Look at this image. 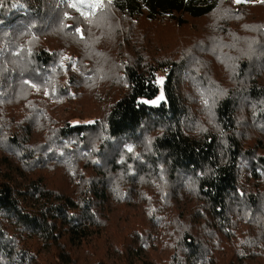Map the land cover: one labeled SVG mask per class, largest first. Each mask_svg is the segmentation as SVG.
<instances>
[{
  "label": "trees",
  "instance_id": "trees-1",
  "mask_svg": "<svg viewBox=\"0 0 264 264\" xmlns=\"http://www.w3.org/2000/svg\"><path fill=\"white\" fill-rule=\"evenodd\" d=\"M244 4L0 0V264H153L146 230L117 247L134 220L123 200L152 225L179 208L172 264L207 261L231 231L229 264H263L264 0ZM160 21L187 30L167 53L147 41ZM159 70L164 100L149 106ZM79 92L104 103L101 120L59 122Z\"/></svg>",
  "mask_w": 264,
  "mask_h": 264
},
{
  "label": "rangeland",
  "instance_id": "rangeland-1",
  "mask_svg": "<svg viewBox=\"0 0 264 264\" xmlns=\"http://www.w3.org/2000/svg\"><path fill=\"white\" fill-rule=\"evenodd\" d=\"M232 1L234 3L235 9H240V8L246 6V4H244L245 0H232ZM257 10L260 11L259 8L258 9H252L251 13L255 14ZM109 18H111L109 15L100 16L98 18V21L101 25L102 19H109ZM189 22L191 23L190 26L193 29L194 23L192 24L191 21H189ZM194 22L196 23V20H194ZM142 23H143V20H140L141 27H143V25H144ZM157 24H158V26L151 28V30H152L151 32H153L154 35L149 34L148 38H147V41L149 43L148 45H150V43L152 45V47H150V49L155 50L154 47H156V48H158V50L160 52L167 53V52L171 51L170 47L172 45H174L175 42H178V40L182 37H186L185 32L187 30L185 29V27H183V29L180 28L179 30H176V28L174 26H172V24H170V23H163L160 21ZM96 29L97 28H95V31H96ZM136 29L138 32V27H136ZM42 40H43V38H42ZM47 41H48V39H47ZM67 62L71 63L70 67H75L74 66V64H75L74 57H73V59H69L68 55H64V57L62 58V64L65 65V63H67ZM165 74H166V71L159 70L156 72V82L159 86V92L157 93V95L155 97H153L151 99H143V102L146 105L156 106L161 101L164 100L163 83H164V79H165ZM33 88H34V90H36L35 87H33ZM47 91H48V89L46 88V89L42 90L41 92H43L44 97L46 96V97L50 98L51 95L49 94V91L48 92ZM77 95L78 96L76 97L75 100H73V101L71 100L67 104L57 106L56 113L60 116L58 118L60 120L59 122L65 123L66 121H68V123H70V124H77V123L81 124V123L94 122L95 120L100 121L102 118V115H103L104 103H97L94 98H92L90 95H88L87 92H79ZM51 100H53V99L51 98ZM208 107L203 108V110H199V111H203V114L201 115V117H203V121L207 126L209 125V123H213V118H214L213 113L211 111L207 110ZM53 112H55V111H53ZM243 128H244V126H243ZM253 137H255V136H253ZM128 149H130V148H127V150ZM257 152H261V150H257ZM82 164L86 165L84 163V161H82ZM90 170L91 169H88V168H87V171L84 169L83 174H91ZM242 176H244V174H242ZM250 176L251 175L246 174V178L248 181L247 184H249L250 186H252L253 188H256V189L260 188L258 186L259 185L258 182H260L262 180L255 181L251 178L252 176L251 177ZM51 177H52L51 181H53L57 185H62V182L65 181L64 175H61V173L59 171L54 172V173L52 172ZM141 177L142 176H140L137 179V181H139ZM162 179H163V176H162ZM145 187H146L145 189H148L147 186H145ZM125 203L126 202L124 200L122 201V203H119V202L117 203V207L120 209L119 211H122L124 209L128 210L130 215L134 214L133 215L134 220H132V222L130 223V228H129L128 222L124 219L120 223L121 225H120L119 229L115 228L114 233H115V235H117V245H118L117 247L123 251V249L125 247L124 242H126L125 239L134 238L136 235L135 232L139 233V232H143L146 230L147 232L144 235L147 236V241L144 242L143 244H141V247L148 254L147 257H149V261H151V263H153V264H172L176 260V258H174V257L179 255L178 235L173 230V227H176L179 224L178 217H177L179 215V208L177 207L176 210L170 214V218H167L163 222H158V220H153V225H152L151 220H147L146 217H144L142 214L138 213L139 210L136 209L133 211L131 209V207H129L130 205L129 204L127 205V203L126 204ZM159 217L163 218L161 215ZM191 220L192 219L190 218L187 220V222H191ZM108 227L110 228L111 233H112V229H113L112 224H109ZM120 231H122V234H120ZM234 233H235V231H231V233L227 236H223L221 234L217 235L215 243H217V245L218 246L220 245L221 247L217 251L214 250L213 252L209 253L212 256H209L207 261H205V262L202 261L200 263H194V264H229L230 258L233 257V255L235 253V250H233V248H232V247H234V245H228L229 242H231L230 235L232 236V235H234ZM245 235L237 233V236H236V238L238 239L237 243ZM109 240H110V237H104L103 240L98 245L101 247L107 246V243ZM114 245L116 246V244H114ZM83 248L80 250L81 252L79 253V254H81V260L82 261L84 259V257L82 256ZM42 253H45V252H42ZM40 255L41 256H39V258H40V261L42 262V264L43 263L48 264V260H47L46 255H44V254H40ZM101 256H102L103 260L104 259L107 260V258H105L102 255V252H101ZM109 257H110V255H109ZM180 258L183 259V257H180ZM48 259L50 260V256H48ZM259 261L263 262V264H264V261L262 259H260ZM84 262H85V260H84Z\"/></svg>",
  "mask_w": 264,
  "mask_h": 264
}]
</instances>
